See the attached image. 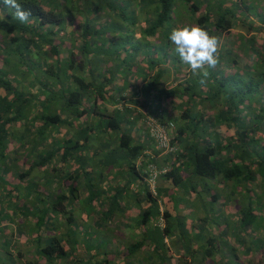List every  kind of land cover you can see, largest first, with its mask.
<instances>
[{"label":"trees","instance_id":"16d2710c","mask_svg":"<svg viewBox=\"0 0 264 264\" xmlns=\"http://www.w3.org/2000/svg\"><path fill=\"white\" fill-rule=\"evenodd\" d=\"M18 2L31 12L27 24L0 0V233L3 224L21 219L15 223L17 244L26 251L14 245L15 253L8 251L12 234L0 236V264H82L87 254L86 264H106V258L97 259L98 240L105 242L123 214L126 189H133L132 196L141 193L147 203L139 223L149 220L158 234L172 235L181 230L173 229L178 201L201 203L200 195L207 192L214 203L220 199L213 190L218 185L226 200L238 201L237 219L229 225L222 217L214 223L204 210L196 216L201 228L213 222L212 234L196 235L200 248L205 242L200 263L264 264V15L259 3ZM182 8L193 24L221 41L219 62L207 69L204 84L168 39L173 27L183 25ZM77 12L83 21L76 27L69 14ZM239 27L245 36L237 37L232 50L222 41ZM240 54L251 61L237 65ZM170 70L181 76L173 84L165 82ZM152 122L166 128L171 149L166 153L151 134ZM19 149L27 150L23 170L15 169ZM151 168L162 170L153 180L154 193L147 180ZM35 172L39 176L29 175ZM11 173L14 181L5 177ZM190 192L195 200L188 199ZM84 215L87 226L75 221L84 222ZM142 235L149 238V232ZM142 241L125 247L127 254ZM237 242L239 250L248 243L244 256L253 250L255 262L250 256L244 263L238 260ZM28 249L32 258L20 263Z\"/></svg>","mask_w":264,"mask_h":264},{"label":"rangeland","instance_id":"374dc122","mask_svg":"<svg viewBox=\"0 0 264 264\" xmlns=\"http://www.w3.org/2000/svg\"><path fill=\"white\" fill-rule=\"evenodd\" d=\"M256 1L259 3L258 0H256ZM258 6H259V10L261 8V12L264 15V5L261 4V3H259ZM69 16H71V18L74 20V22L77 23L76 27L78 26L79 23L81 24L82 21H83V19L81 18L80 14L78 12L77 13H73L72 15L69 14ZM179 19L181 20V22H182L183 25L184 24H193L192 21L190 20L189 15L186 12H184V9L183 8L181 10V14H180ZM249 19L252 20L255 25L261 26L260 25L261 22L259 21V18L254 19V17L251 16V17H249ZM72 26L73 25L71 24V27ZM69 29H71V28H69ZM72 29H73V27H72ZM77 31H78V29H77ZM68 34L71 35L70 36V43L76 44V39L71 34V31H68ZM240 34L242 36H245L244 29H241L240 27L239 28H235V29H233L231 31V35H229V36L226 37V39H227V40L225 39L226 42H223L222 41V43H225L228 48H230L232 50H236L237 48H235L236 46L234 45V42L236 41V44H237V37H239ZM255 35H256L255 36V38H256V44H259V46H260L261 43L259 41L260 39L258 38V36H260V35H257V34H255ZM65 40H66L67 43L69 42V36L68 35H67V37H65ZM127 47H129V46L127 45ZM138 54H140V52H138ZM250 61H251V59H249V57H247L244 54H240V57L237 60V62H238L237 65H243L245 63H249ZM229 70L231 71L232 68H229ZM177 74H181V73H177ZM180 79H181V76L180 75L177 77V75L175 76L174 75V72L170 70V73H169L167 79L165 80V82H168V83H172L173 84L175 81H178ZM166 86H167V84H166ZM208 111H210V110H208ZM26 153H27V150L24 151V150H20V149L16 152V154H15V164H16L15 169L16 170H23V169H25L26 164H27L26 162L28 160V157H27V154ZM9 171L12 172L13 170L12 169H9ZM34 174H35V176H39L38 175L39 173H36V172L35 173H31L29 175L32 176ZM6 176L11 181H14V179H15V176H14L13 173H11V174H5V177ZM213 190L218 191L219 198H220V199L216 200L214 203H211V202L208 201L207 198H209V196H208L207 192H204V193H202L200 195L199 198L202 199L201 200V203H199V201L197 200V201H195L196 203L194 205H189L188 206V201L187 202H185V201H183V202L178 201L179 202L178 204H180V206L177 207L178 208L177 210H175V213L176 214L175 215H172V217H174V216L176 217L177 216L176 217L177 219H175L174 220V223H173L175 225V226H173V229H174V231H176L177 228H180L181 229L180 230L181 236L179 238L177 236L176 239H178V242H180L182 246L189 245L190 241L193 240V241H195V244L197 245L198 249H201L202 250V248L204 247L205 242L203 241V246H201V248H200V244L202 242L199 243L197 241V238H196V235L197 234H202V235L205 234V233L212 234V232H211L212 231L211 230L212 223L214 222L216 224H220V223H218V221H219V219L221 217L224 218L229 225H231L237 219L236 211H237V208H238V205H239L238 201L235 200V199H231V201L230 200H226V198H228L227 195H226L227 193H226V191H223L222 187L219 186V185L217 186V188H214ZM21 199L22 200L20 201V203L23 202V198H21ZM219 202L221 203L222 206H220V203ZM224 205H226V207ZM191 208H192V211L193 212H190L189 211V209H191ZM186 209H188V210H186ZM183 210L184 211H188V213L186 212L187 215L184 214ZM203 210L206 213H209L210 212L211 214H209V215L210 216L212 215V220H214V221L209 226V223H208L209 220H207L206 223H205L206 225L203 224V226L205 225L206 227H202L201 228V226L199 225V223L197 224L195 222H199V221H197L198 220V217H196V216H198V215L200 216ZM75 212H76V210H75ZM127 212L129 213V211H127ZM124 218H125V214L123 213L122 215H119L115 220H117L118 222H121L120 220H122ZM83 219L85 220L84 222L83 221L81 222V220H79L78 218H76L75 221L78 222V223H83L85 226H87V225L90 224V220H88L89 218H87L86 215H84ZM187 219L190 220L191 222L188 221ZM19 220H21V219L17 218L16 221H15V223H18ZM193 220H194V222H192ZM112 221H113V219H112ZM15 223L14 222H6V224H3L2 226L5 229L3 231V234L0 233V236H3V237L6 238V236H8L9 233L12 234V237L13 238H11V240L9 242L10 243V246H12V247H9L8 248V251H13V245H14L15 249L17 248V249H20L22 252H25L26 250L24 251L23 248L21 247V245L20 244H17V243H19L18 236H20V235L17 232V229L18 228L16 227L17 225ZM184 224H186V225H184ZM23 226H24V224H22L21 227H23ZM118 227H120V226H118ZM149 227L151 228V230L148 231L149 232V239H148L149 242H148V244L151 245L152 242L154 241L153 239H155V237H157V233H156L157 231L155 229H153L152 226L149 225ZM93 231L98 232L97 229H93ZM124 231H126V229H124ZM261 231H262V229H261ZM125 233L126 234H129L128 237L133 235L132 234V231L129 230V229ZM138 234H140V235H138L140 237L141 236V233H138ZM110 235H113V233H110ZM262 235L264 236V233H262ZM168 238L170 240V235H168ZM98 241H99L98 242L99 243V247H103L104 241L103 240H98ZM123 241H124L123 239H120V244ZM127 241H128V239H126V242ZM170 241H172V240H170ZM232 241L233 240H231L230 242H232ZM139 243L141 244V246L145 245L146 248H147V245L144 244V242H139ZM0 244H1V241H0ZM247 244L242 245L241 248H240V250H239L237 248L240 247V244L238 242L237 243H234V246L233 247L237 249L236 251H237V255H238V260L241 261L242 263H244L246 261V259H248L249 256H250V258H252V262H255V259H256L255 256L257 254L253 250L250 253V255L244 256V250L246 249V247H247L246 245ZM29 250L30 249H28L27 250L28 252L26 253V255L28 254V256L23 257L21 260L19 259L20 260L19 261L20 263H22L23 259L25 261L26 258H29V259L32 258V256H31L32 253L29 252ZM224 251L225 250H223V253H221V254H225ZM137 252L138 253H135V252L131 253V256L129 258H125L124 259V262L122 264H124L126 262L125 260H129L128 261V264H133V260L134 259H139L140 258V259H142L144 261L147 260V259H145L146 256H144V254H143L142 251H139L138 250ZM13 253H15V250L13 251ZM147 253H150V255H151V251H148L147 250L146 254ZM226 253H227V250H226ZM0 255H2V256L4 255L3 247L2 246H0ZM17 264H19V263H17ZM229 264H231V263H229Z\"/></svg>","mask_w":264,"mask_h":264},{"label":"crops","instance_id":"0c3cea01","mask_svg":"<svg viewBox=\"0 0 264 264\" xmlns=\"http://www.w3.org/2000/svg\"><path fill=\"white\" fill-rule=\"evenodd\" d=\"M120 72H122L121 69ZM127 82L129 81L127 80ZM131 127L132 126L129 125V128ZM155 157L157 159L158 157L161 156L157 154V156ZM113 172L114 171L111 170V174ZM109 177L110 174L107 177V179H109ZM158 184L159 185L162 184L161 180H158ZM132 194H133V189L130 190V188L126 189L125 194H123L124 197L120 200V203L122 204V208H124L123 213L125 214V218L120 220L121 222H118L117 220L114 221L115 228L114 230H112L111 233H113L115 237L113 235L108 234L109 236L105 240L103 247H99L100 248L99 250L101 252L98 255L97 259L103 260L104 258H106L107 261L106 264H122L125 258H129L131 256V253L133 252L138 253L137 251L139 250L143 252L144 256H146L145 259L147 260L144 261L140 258L134 259L133 264H202L200 263L201 253L197 245L195 244V241L191 240L189 245L187 246H182L181 243L177 241L178 239H176V236H178V238L181 236L180 231L177 232L174 231L177 234L174 233L170 235V240L172 241L169 240L168 235H162V234L160 235L158 234V231L156 232L157 237L153 239L154 241L152 242V244L150 243L151 245L148 244L149 238L142 239L143 236L142 233L151 230L149 225L154 226V223H152L149 220L145 221L144 223H139L140 221L138 219V215L140 211L147 206V203L143 200L141 193L138 192L134 193L133 196ZM188 199L189 200L196 199V196L194 195L193 192H190V194L188 195ZM127 211H129V213ZM183 212L185 215H187L188 213V211H184V210ZM131 216L135 217V219H132ZM192 222H194V220ZM195 223L198 224L199 222H195ZM160 226H162V224H160ZM124 229H126V231H128V229L131 230L133 235L128 237L129 234H126L125 233L126 231H124ZM138 233H141L140 237L138 236L140 235ZM120 239L124 240L123 242H121V244H120ZM126 239H128L127 242ZM138 241L144 242V244L147 245V248L145 245L141 246L140 244L139 246L132 248L129 254H127L125 247H127L130 244L137 243ZM198 242L200 243V241ZM102 250L106 251V253L102 254L103 252ZM147 250L151 251V255L150 253L146 254ZM87 255L82 256L83 259L82 264H86L85 259L87 258ZM125 261L126 262L124 264H128L129 260H125ZM91 264H96V263L92 262ZM101 264L103 263L101 262Z\"/></svg>","mask_w":264,"mask_h":264},{"label":"clouds","instance_id":"9594fccd","mask_svg":"<svg viewBox=\"0 0 264 264\" xmlns=\"http://www.w3.org/2000/svg\"><path fill=\"white\" fill-rule=\"evenodd\" d=\"M3 3L14 9L15 19L25 24L29 22L31 12L25 10L18 0H3ZM168 39L179 59L193 74H199L200 83L204 84L209 75L207 69L215 68L219 62L220 38L198 25L184 24L173 27Z\"/></svg>","mask_w":264,"mask_h":264},{"label":"built area","instance_id":"2783aa9c","mask_svg":"<svg viewBox=\"0 0 264 264\" xmlns=\"http://www.w3.org/2000/svg\"><path fill=\"white\" fill-rule=\"evenodd\" d=\"M151 120V119H150ZM170 124V123H169ZM152 125V126H151ZM150 130L152 131L151 134L154 137V139L156 140V144L158 146V148L161 149V152L166 153L167 151L171 150L168 147V139L165 133L166 128L164 127V125H153V122L150 124ZM162 170H157L155 168H151L150 172H149V177H148V183H149V190L151 191V193H154V188H153V180L155 178V176L161 172Z\"/></svg>","mask_w":264,"mask_h":264}]
</instances>
